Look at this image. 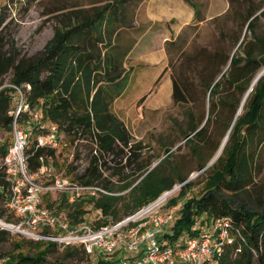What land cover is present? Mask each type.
Listing matches in <instances>:
<instances>
[{
    "label": "trees",
    "instance_id": "trees-1",
    "mask_svg": "<svg viewBox=\"0 0 264 264\" xmlns=\"http://www.w3.org/2000/svg\"><path fill=\"white\" fill-rule=\"evenodd\" d=\"M140 1L107 0L71 11L58 21L44 46L31 54L20 51L12 43L6 49L0 29V133H4L0 135L3 162L0 164V219L8 209L5 205L11 189L5 160L12 145L14 124L29 130L25 153L31 173L38 172L55 157L53 147L37 145V137L51 133L45 123L53 125L55 132L59 131L70 141L81 136L92 139L96 154L91 155L84 174L76 176L75 180L88 185L97 182L112 194L86 195L69 202V195L63 193L58 208L67 206L64 217L70 224L85 221L87 207L98 212V217L89 222L93 227L114 224L187 179L174 167L163 171L170 153L145 171L133 187L131 183L123 184L122 191L130 187L123 195L116 194L108 186L100 171L102 165L106 166L105 155H112L115 161L125 148L135 156L134 150L138 147L123 121L113 112L112 105L122 96L129 80L131 69L125 67V61L134 40L124 34L134 28V8ZM2 11L0 6V27ZM255 13L249 11L244 20L252 38L241 43L237 47L239 51L225 54L216 50L213 54L221 60L217 73L220 77L217 81V77L213 78L207 85L210 94L208 119L231 107L228 127L240 107V99L234 102L233 95L239 93L242 97L264 67V36L254 32ZM240 36L239 33L233 36V47ZM6 75H9L7 82ZM172 84V102L183 108L184 138L190 135L185 142L193 146L192 150L201 152L200 148L209 143L208 119L202 125V118L184 108L187 98L173 77ZM18 99L21 109L17 112ZM31 113L37 117L35 121ZM263 149L264 73L252 86L241 112L236 115L218 158L204 170L206 178L201 188L187 197L193 186L187 181L180 186L178 194L167 201L168 206H175L180 200L182 203L169 230L162 236L164 244L179 248L185 238L200 236L215 219L223 218L228 222L232 240L225 242L219 253L212 254L202 264H264ZM130 161L129 157L128 163ZM119 203L125 206L121 215ZM46 206L53 211V205L47 203ZM6 233L0 228V243L5 240ZM27 242L32 243V240ZM13 245L14 252L1 255L0 264H68L69 261L79 264L88 256L81 246H65L50 260L58 244L45 240H36L29 247L18 242ZM120 259L104 255L95 264H122Z\"/></svg>",
    "mask_w": 264,
    "mask_h": 264
},
{
    "label": "rangeland",
    "instance_id": "rangeland-1",
    "mask_svg": "<svg viewBox=\"0 0 264 264\" xmlns=\"http://www.w3.org/2000/svg\"><path fill=\"white\" fill-rule=\"evenodd\" d=\"M105 1L107 0H0V6L3 9V22L0 29L4 35L5 48L7 49L12 43L22 52L34 53L44 46L52 36L53 29L58 21L68 15L69 12L87 8L91 5L102 4ZM185 1L192 5L195 19L189 25L183 27L174 42L168 46L169 68L171 77L176 79L179 88L187 98L184 108L191 109L198 118H202L203 125L208 119L209 111L210 94L207 85L213 81V78L218 76L217 73L220 69L218 66L221 60L214 58V51L220 50L225 54L233 53L241 43L243 44L252 38V33L244 25V20L249 11H256L254 14L256 19L253 23L254 32L264 36V4L263 0ZM140 2L134 8V20L137 14L139 21H143V15L138 10ZM236 33L241 36L236 46L233 47V36ZM139 35L137 28H131L124 34V37L135 42ZM4 79L7 82L9 75H6ZM157 84L158 82L154 83L150 91L141 95L135 93L134 88H126L123 93L126 99L118 100L113 106L116 115L123 121L131 134L132 142L138 145L137 149L134 150L135 156L128 148H125L121 155L115 157V161L112 160V155H105L104 157L106 166L102 165L100 167L102 178L109 187L115 190L116 194L123 195L168 153L170 155L168 161L162 167L163 171L165 169L167 171L170 167L176 168L179 174L187 177L183 184L187 181L193 183L187 197L196 193L201 188L202 181L206 178L204 170L207 167H204L215 155L228 131L233 111L231 107L223 109L215 117H209L206 125V135L209 143L200 148L202 149L201 152L192 150L193 146L186 144L184 138L185 118L182 113L183 108L173 102L166 103L158 108L148 106L149 99L153 95L152 90L155 89ZM243 96L241 97L239 93H235L233 95L234 102L235 99H240L241 103ZM20 104L21 101L18 106ZM30 115L32 120L35 121L37 118L35 114L31 113ZM44 125L51 129V133L54 131L55 146L53 148L55 149V157L50 158L48 164L43 165L42 170L40 169L37 173H34L36 181L44 185L54 184L55 181H59L61 185L66 181L68 183L83 184L75 178L83 175L89 165L91 155L94 153L92 139L89 136H81L70 141L59 131L55 132L53 125L49 123ZM26 130L29 131L28 128ZM0 135L4 136V133L1 132ZM167 149L168 152L166 153ZM129 157L130 163H128ZM0 164L3 165L1 159ZM201 165H205L204 169H199ZM138 167H140V170H138ZM125 183H131V186L122 191L120 187ZM91 184L104 188L97 182ZM180 184H175L174 189L169 190L167 195L166 192L168 191L163 192L155 200L130 214L134 215L141 209H146L135 215V220H131L128 227L129 225H140V232H143L154 228L151 222L152 216L171 213L174 218L178 213L182 200L178 201L175 206H168L167 201L178 194ZM63 193L67 192L60 189L52 190L39 195V199L42 205L46 206L47 203L53 205L54 213L57 212L63 217L67 212V206L58 208ZM67 194L70 196L69 192ZM86 195L84 193L82 197ZM120 203L118 207L121 215L125 206H121ZM87 208L89 212L86 214V221L91 223L98 217V212L91 207ZM11 212L9 208L6 209L0 219V228L7 231L5 240L0 243V256L14 252V242L29 247L36 241L31 235L20 231L22 229L27 230L25 223L21 225L19 231L4 226L5 224L17 227L21 224V217ZM122 217L124 219L127 216ZM161 229L165 233L169 230V227L162 226ZM30 240H32V243L27 242ZM62 249V245H56L49 259L53 260L54 256L62 252ZM120 251L118 250L113 255H105L99 250H95L79 264H95L97 259L104 255L110 259L115 256L116 258H119L118 256L124 257L126 254ZM68 264L73 263L69 261Z\"/></svg>",
    "mask_w": 264,
    "mask_h": 264
},
{
    "label": "built area",
    "instance_id": "built-area-1",
    "mask_svg": "<svg viewBox=\"0 0 264 264\" xmlns=\"http://www.w3.org/2000/svg\"><path fill=\"white\" fill-rule=\"evenodd\" d=\"M20 109L21 104L17 112ZM53 135L49 133L37 137V145L54 147ZM27 142V130L14 124L13 141L5 160L7 178L11 183L6 206L22 219L16 229L19 230L25 223L27 230L20 231L31 235L35 240L50 241L63 247L81 246L87 254L99 250L105 255H113L121 250V253L126 254L124 257L118 256L122 264H202L212 254L219 253L225 242L230 243L232 240L228 231V222L222 218L215 219L210 228L200 236L185 238L179 248H174L170 244L165 245L162 237L164 230L161 228L171 224L173 221L171 213L152 216L151 222L154 226L152 230L140 232V225L128 227V223L135 220L134 216L146 209H141L114 224L98 228L93 227L86 220L70 224L64 216L42 205L39 195L60 189L69 192L68 199L72 202L82 197L84 193L90 196L112 193L92 184L66 181L61 185L59 181H55L54 184L44 185L37 182L34 173L29 172L26 165ZM93 152L96 154L95 150Z\"/></svg>",
    "mask_w": 264,
    "mask_h": 264
},
{
    "label": "crops",
    "instance_id": "crops-1",
    "mask_svg": "<svg viewBox=\"0 0 264 264\" xmlns=\"http://www.w3.org/2000/svg\"><path fill=\"white\" fill-rule=\"evenodd\" d=\"M138 10L143 21H139L136 14L133 25L140 35L126 57L125 67L131 69L126 88H134V92L141 95L158 82L148 102L151 108H158L172 103L168 46L182 28L195 19L194 9L185 0H142ZM123 99H126L124 94L113 102L114 113L113 106Z\"/></svg>",
    "mask_w": 264,
    "mask_h": 264
},
{
    "label": "water",
    "instance_id": "water-1",
    "mask_svg": "<svg viewBox=\"0 0 264 264\" xmlns=\"http://www.w3.org/2000/svg\"><path fill=\"white\" fill-rule=\"evenodd\" d=\"M263 73H264V67L261 68V69L257 72V74L255 75V77L253 78L250 87H249L248 90L245 92V94H244V96H243V98H242V101H241V103H240V107H239L238 111L236 112V115L239 114V112H240V110H241V106L243 105V103H244V101H245V99H246V97H247L249 91L252 89V86L255 84V82L258 80V78H259ZM219 77H220V76H219ZM219 77H218L215 81H217V80L219 79ZM236 115H235V117H234V119H233V121H232V123H231V125H230V127H229V129H228V131H227V133H226V135H225V137H224V139H223V140H224V143H225L226 140H227L228 133H229V131H230L232 125H233V122H234V120H235V118H236ZM201 126H202V125H201ZM201 126H200V127H201ZM200 127H199V128H200ZM189 136H190V135H189ZM189 136L185 137V139L189 138ZM185 139H184V140H185ZM218 156H219V154H215V155L212 157V159L209 161V163H208L204 168L210 166V165H211V164H212V163L218 158ZM204 168H202V169H204ZM182 184H183V183H181L180 185H182ZM173 189H174V188H173Z\"/></svg>",
    "mask_w": 264,
    "mask_h": 264
},
{
    "label": "bare ground",
    "instance_id": "bare-ground-1",
    "mask_svg": "<svg viewBox=\"0 0 264 264\" xmlns=\"http://www.w3.org/2000/svg\"><path fill=\"white\" fill-rule=\"evenodd\" d=\"M223 145H224V140H222V142H221V144H220V146H219V148L217 149V151H216L215 154H220ZM168 193H169V191L166 192V195H167ZM0 222H1V221H0ZM4 226H6V227H8V228L16 229V227H12V226H9V225H5V224H4ZM18 231H19V230H18Z\"/></svg>",
    "mask_w": 264,
    "mask_h": 264
}]
</instances>
